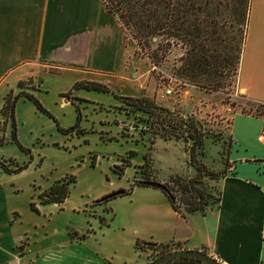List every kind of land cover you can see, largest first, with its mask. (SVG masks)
Masks as SVG:
<instances>
[{"label": "rangeland", "instance_id": "1", "mask_svg": "<svg viewBox=\"0 0 264 264\" xmlns=\"http://www.w3.org/2000/svg\"><path fill=\"white\" fill-rule=\"evenodd\" d=\"M133 50V44H126L128 68L123 77H106L110 88L106 92L81 87L69 91L65 74L46 77L41 89L30 92L50 116L27 98L16 99L15 139L9 120L0 131V157L12 160L8 167H22L17 171L0 167V264H12L13 254H19L23 245L29 247L32 257L37 250L51 252L69 242L100 250L123 247L136 222L128 210L152 196L134 190L106 200L101 197L140 178L143 155L150 157L148 170L160 182L175 174L192 173L183 142L154 136L150 143L144 115L126 111L117 95L146 92L156 103L177 110L181 117L192 116L204 132L194 156L210 169L221 166L231 113L241 108L253 110L252 101L237 91L233 81L220 90L208 91L173 74L172 66L181 52L177 47L155 65ZM139 81L142 88L136 89ZM167 83L171 93L161 96ZM64 97L67 101L61 103ZM129 152L134 153L128 156ZM122 158L128 160L127 165ZM119 165L123 166L121 171ZM69 173L75 181L69 185L68 195L59 203L40 204L37 193ZM209 182L216 185L214 180ZM136 210L143 209L137 205ZM147 217L141 216L144 225ZM80 234L84 236L79 238ZM33 264L47 263L38 259Z\"/></svg>", "mask_w": 264, "mask_h": 264}, {"label": "crops", "instance_id": "2", "mask_svg": "<svg viewBox=\"0 0 264 264\" xmlns=\"http://www.w3.org/2000/svg\"><path fill=\"white\" fill-rule=\"evenodd\" d=\"M122 35L119 22L101 0H0V106L5 93L18 90V82L31 91L41 89L51 75L65 74L68 85L123 77L129 61ZM234 84L249 100L264 102V0H249ZM138 85L136 89H141L142 81ZM66 101L64 97L61 103ZM263 124L264 115L231 113L227 154L231 164L216 181L217 205L202 213L182 214L171 208L158 188L134 185L131 193L137 190L152 197L135 205L142 211H133L135 206L128 210L136 222L123 247L100 250L69 242L51 252L35 249L32 257L23 245L19 254H13L12 264L38 259L47 264H146L147 253L138 254L133 247L136 237L204 248L224 264H264V141L256 139ZM142 214L149 216L145 225Z\"/></svg>", "mask_w": 264, "mask_h": 264}, {"label": "trees", "instance_id": "3", "mask_svg": "<svg viewBox=\"0 0 264 264\" xmlns=\"http://www.w3.org/2000/svg\"><path fill=\"white\" fill-rule=\"evenodd\" d=\"M105 8L115 16L123 31L122 39L126 45H134L133 53L141 56L143 53L152 65L163 60L171 48L181 50L172 73L187 82L208 91L220 90L234 83L237 73L240 52L245 36L249 0H101ZM18 90L12 95L8 91L3 96L0 106V131L9 120L12 138L15 139L13 107L19 97L31 100L38 110L50 116L39 100L30 92L23 89V83H17ZM93 89L106 92L107 84L96 80H76L71 88ZM69 89V91H70ZM125 110L140 112L144 115V127L150 134L149 142L154 136L163 139L181 140L187 152V162L193 167L191 174H175L168 180L161 181L164 187L158 188L167 198L171 208L185 214L204 212L208 207L217 205L219 190L209 180L217 181L229 171L227 161L230 135H227L221 166L210 169L195 157L196 149L202 145L203 129L196 120L186 115L181 117L179 112L169 106L156 103L148 95H117ZM253 110L240 111L264 115V102L252 101ZM77 110V106H75ZM73 126L69 127L70 129ZM62 131H67L57 127ZM3 134H0V143ZM188 144V149L186 148ZM198 152L201 153L200 149ZM134 152L128 154L131 156ZM139 169L140 178L133 179L126 188H121L119 194H128L134 185L150 186L141 180H155L150 171V157L143 155ZM123 165L128 160L122 158ZM11 159L0 157V167L5 171H17L21 166L8 167ZM123 168L119 165V170ZM229 168V169H228ZM118 171V173L120 172ZM75 181L73 174H65L53 180L47 187L37 193L38 202H61L69 192V185ZM157 188V187H155ZM111 193V192H110ZM114 195H111V197ZM104 200L107 197L102 198ZM34 208V204H31ZM80 234L78 237H83ZM133 247L138 254L147 253L148 264L156 256L181 248L179 242H154L136 237ZM201 251L205 252L204 248ZM159 264H209L197 256L179 255L167 258Z\"/></svg>", "mask_w": 264, "mask_h": 264}, {"label": "water", "instance_id": "4", "mask_svg": "<svg viewBox=\"0 0 264 264\" xmlns=\"http://www.w3.org/2000/svg\"><path fill=\"white\" fill-rule=\"evenodd\" d=\"M142 183L146 185H150L152 187H157V188H163L164 184L158 180H141ZM122 189H117L115 191H112L111 193H108L104 196L101 197H110L111 195H117L118 193H121ZM179 255H193L197 256L198 258L202 259L205 262H208L209 264H224L223 262L217 260L216 258L212 257L211 255L199 250V249H191V248H177V249H172L169 251H166L155 258H153L148 264H159L162 261L166 260L167 258L173 257V256H179Z\"/></svg>", "mask_w": 264, "mask_h": 264}, {"label": "built area", "instance_id": "5", "mask_svg": "<svg viewBox=\"0 0 264 264\" xmlns=\"http://www.w3.org/2000/svg\"><path fill=\"white\" fill-rule=\"evenodd\" d=\"M172 87L169 83L165 84L162 92H161V96L163 95H168L169 93H171ZM256 139L258 141H264V124L263 126H261V128L258 130L257 134H256Z\"/></svg>", "mask_w": 264, "mask_h": 264}]
</instances>
